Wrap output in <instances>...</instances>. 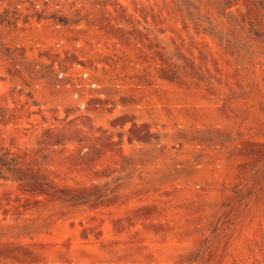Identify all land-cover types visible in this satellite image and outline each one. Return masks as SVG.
Segmentation results:
<instances>
[{"label": "rangeland", "instance_id": "374dc122", "mask_svg": "<svg viewBox=\"0 0 264 264\" xmlns=\"http://www.w3.org/2000/svg\"><path fill=\"white\" fill-rule=\"evenodd\" d=\"M0 264H264V0H0Z\"/></svg>", "mask_w": 264, "mask_h": 264}]
</instances>
